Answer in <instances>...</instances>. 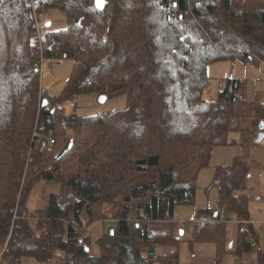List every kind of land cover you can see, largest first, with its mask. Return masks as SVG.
<instances>
[{
	"label": "trees",
	"instance_id": "trees-1",
	"mask_svg": "<svg viewBox=\"0 0 264 264\" xmlns=\"http://www.w3.org/2000/svg\"><path fill=\"white\" fill-rule=\"evenodd\" d=\"M48 10L64 28L43 27L40 53L34 14ZM40 55L71 62L58 96L41 100ZM251 59L264 63V0H0L2 264H176L181 243L213 245L222 264L227 213L249 218L247 166L214 167L206 190L217 200L196 211L190 239L172 220L176 206L194 205L212 151L230 145L232 117L249 114L264 131V106L244 100L243 81L224 78L214 100L203 98L210 65ZM89 94L124 95L125 106L65 113L67 100ZM40 182L56 191L30 210ZM106 206L114 227L93 256L83 231ZM236 252L264 264L248 229L238 227Z\"/></svg>",
	"mask_w": 264,
	"mask_h": 264
},
{
	"label": "rangeland",
	"instance_id": "rangeland-1",
	"mask_svg": "<svg viewBox=\"0 0 264 264\" xmlns=\"http://www.w3.org/2000/svg\"><path fill=\"white\" fill-rule=\"evenodd\" d=\"M39 23L42 27L46 23H50L51 30H59L64 28L63 16L58 10H48L40 15L37 14ZM39 62V61H38ZM71 62L63 59L60 61H43V70L41 72V89L44 96L53 98L58 96L63 84L65 83L70 72ZM207 74L211 78L203 93V98L207 101L214 100L216 94L222 89L224 78H234L244 82L242 91L243 98L248 103L260 104L264 106V63L251 59L246 63H216L210 65L207 69ZM100 97L95 94L79 95L70 98L64 104L65 113H75L79 116L86 117L96 114L106 113L109 111L122 109L125 106V96H117L106 98L100 102ZM229 126L232 128L228 134L227 140L230 145L225 147L215 148L212 151L210 164L208 168L200 171L198 176V187L196 191V199L193 206H176L173 213V222L177 227L184 230V239H190L189 224L196 213L205 207H213L217 200V192L214 188L206 190L213 177L214 167H228L232 162H240L248 167L249 179L247 180L248 189L251 194L257 192L259 186H264V138L257 142L252 139L251 130L258 128L252 125L249 114L242 116H234L229 121ZM257 134H260L259 130ZM264 137V131L262 132ZM263 178L262 180L260 178ZM57 186V185H56ZM56 186L46 185L42 182L36 184L29 199V209L36 210L46 205L48 196L54 193ZM58 189V188H57ZM112 207L106 206L104 218L94 222L88 227L87 234L89 236L88 250L91 255H98V247L96 245L103 233L111 227V212ZM181 215V216H179ZM227 240L230 241L232 253L228 254L222 261V264H254V258L247 259L243 255L236 252V228L237 223L233 213H227ZM169 223V222H168ZM240 226L246 230L247 221H239ZM240 228V227H239ZM182 231V230H180ZM264 233L263 230L260 231ZM86 234V235H87ZM234 243V245H233ZM7 247V242L2 247L1 255ZM261 248L264 249V235L261 241ZM160 248H157L159 252ZM257 257V252L246 253V256ZM0 257V264H2ZM50 264H56L55 259L49 260ZM48 262V261H47ZM176 264H215L214 262V247L209 244H195L193 246L187 243H181L178 247V257Z\"/></svg>",
	"mask_w": 264,
	"mask_h": 264
},
{
	"label": "crops",
	"instance_id": "crops-1",
	"mask_svg": "<svg viewBox=\"0 0 264 264\" xmlns=\"http://www.w3.org/2000/svg\"><path fill=\"white\" fill-rule=\"evenodd\" d=\"M264 138V137H263ZM242 164V163H241ZM244 165V164H243ZM250 177H248L249 179ZM263 178H264V174H263ZM262 177L260 178L261 180L263 179ZM246 190L245 193L248 196V211H249V218H248V224H247V229L250 231L251 234H253V238L255 239L256 243H257V247L261 253V255L264 256V249L261 248V241L263 240V235L264 233L260 232L263 230V226H264V186H259V189L257 192L251 194L249 191H247L248 189L250 190V188L248 187V183L246 186ZM181 216V215H179ZM237 223V228H236V232L238 230L239 224ZM241 228V227H240ZM234 245V243H233ZM232 246V244H231ZM242 257H247L246 260L248 259H253L254 258V264L256 261V257L254 256H246V254H242ZM17 264H50V261L46 262V263H39L37 260L35 259H31V258H22Z\"/></svg>",
	"mask_w": 264,
	"mask_h": 264
},
{
	"label": "built area",
	"instance_id": "built-area-1",
	"mask_svg": "<svg viewBox=\"0 0 264 264\" xmlns=\"http://www.w3.org/2000/svg\"><path fill=\"white\" fill-rule=\"evenodd\" d=\"M34 25H35V44L38 46L39 51L41 53V42H42V36H43V27L40 25L39 19L37 18L36 14H34ZM43 61H44V58H43L42 55H40L39 56L38 65L36 67V69L40 73V75H41V72L43 70ZM43 96H44V92H43L42 89H40L39 90V94H38L39 100H41V98ZM250 132H251L252 139L253 140H257L258 139V135H259V134H257L258 130L255 129V130H251ZM111 224H112V227H114V222L113 221H111ZM238 224H239V222H238ZM239 226H240V224H239ZM78 233H80V232H78ZM83 233L86 235L87 234V230H84ZM0 257H1V254H0Z\"/></svg>",
	"mask_w": 264,
	"mask_h": 264
},
{
	"label": "water",
	"instance_id": "water-1",
	"mask_svg": "<svg viewBox=\"0 0 264 264\" xmlns=\"http://www.w3.org/2000/svg\"><path fill=\"white\" fill-rule=\"evenodd\" d=\"M50 23H46L45 25H44V29H48L49 27H50ZM106 100V96H101L100 97V102H103V101H105ZM47 105V102L46 101H43L42 102V107H45ZM261 129L262 128H259L258 130L260 131V134L258 135V139L256 140L257 142H260L262 139H263V135H262V133H261ZM180 233V235H182V231H180L179 232ZM229 248H231V244L229 245Z\"/></svg>",
	"mask_w": 264,
	"mask_h": 264
},
{
	"label": "snow or ice",
	"instance_id": "snow-or-ice-1",
	"mask_svg": "<svg viewBox=\"0 0 264 264\" xmlns=\"http://www.w3.org/2000/svg\"><path fill=\"white\" fill-rule=\"evenodd\" d=\"M97 6L98 7L102 6V0H97Z\"/></svg>",
	"mask_w": 264,
	"mask_h": 264
}]
</instances>
